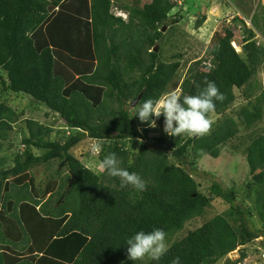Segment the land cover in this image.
I'll use <instances>...</instances> for the list:
<instances>
[{
	"label": "trees",
	"instance_id": "trees-1",
	"mask_svg": "<svg viewBox=\"0 0 264 264\" xmlns=\"http://www.w3.org/2000/svg\"><path fill=\"white\" fill-rule=\"evenodd\" d=\"M116 3L0 0V139L6 141L19 122L3 99L11 94L45 106L63 128L74 132L64 141L51 142L46 139L50 128L28 121L30 136L23 141L27 150L16 157L14 166L0 170V264H171L176 257L181 264H218L242 247L238 261L226 260L240 264L258 239L264 252V136L257 135L245 148L252 176L245 197L250 206L239 205L238 192L212 177L208 195L195 180L202 176L197 161L206 156L219 159L242 126L257 130L263 121L264 87L256 77L264 68V48L253 40L254 31H245L242 53L232 46L235 36L230 28L223 35L216 33L207 52L211 62H194L180 84L182 99L197 95L206 81L214 82L224 99L215 101L208 118L215 113L224 119L202 136L182 134L171 137L173 143L159 139L153 144L147 141L148 130L139 132L128 103L140 96L139 103L157 99L180 78L183 55L174 56L171 63L160 56L167 35L163 29L174 30L169 18L176 5L152 0L143 7L119 6L128 14L125 22L112 13ZM156 46L159 53L154 52ZM73 77L86 84L84 92L96 89V98L89 100L78 91ZM245 88H250L244 93L248 105L238 113V123L225 113L236 101L235 90ZM153 119L164 123L163 116ZM87 139L102 143L101 160L115 153L122 167L146 181V190L122 188L119 178L106 170L97 175L73 157L72 150ZM35 149L42 154L34 155ZM53 161H60L71 175L50 206L55 199L53 179L42 199H33L27 184L15 183H24L32 169ZM15 187L28 192L12 195ZM215 200L229 205L230 211L173 241L160 261L128 259L127 238L159 228L170 241L187 224L205 218ZM20 244L24 249H17Z\"/></svg>",
	"mask_w": 264,
	"mask_h": 264
},
{
	"label": "rangeland",
	"instance_id": "rangeland-1",
	"mask_svg": "<svg viewBox=\"0 0 264 264\" xmlns=\"http://www.w3.org/2000/svg\"><path fill=\"white\" fill-rule=\"evenodd\" d=\"M151 1L152 0H118V3H116L113 7L112 13L113 15L115 14V17L121 18L123 21L127 22L129 19L128 14L124 10H121L120 7L123 5L143 7L146 2ZM171 1L176 5V8L172 11L169 18V23L171 24V27H173L171 29L174 30L169 31V27H165L166 32L164 34L167 33V35L166 39L161 42L164 52L160 56L161 59L167 63L173 62L172 59L176 55H183V57L180 60V78L175 80V84L171 86L170 92L176 91L179 96H181L180 84L183 79H185L188 69L194 62L199 60L205 61L208 64L211 62V58L208 56L207 52L216 33H221L223 35L225 29L230 28L235 36L232 46L238 53H242V47L244 45V40L242 41V39L247 36L245 31L252 29L254 31L253 40L256 42V45L260 48H264V0ZM180 15H182L181 19H179ZM175 20L177 22L173 23ZM202 20L203 22L201 25L198 24V22ZM255 26L257 27L255 28ZM155 48L158 49L156 53H159V47L156 46ZM73 78L78 91L84 93L89 100L96 98V89L91 90L89 88L88 91L84 92V89L87 88L86 84L79 80L76 81V77ZM256 80L264 87V68L259 71ZM98 89L100 90L102 88L98 86ZM246 91H250V88H245V90L242 91L235 90L237 97L236 101L225 113V116L234 118L238 123L241 122L238 113L242 110V108L248 105L247 99L244 95ZM3 99L6 101L7 105L19 115V122L13 125V130L9 133L6 141L0 139V170L3 168L8 169L14 166L16 157L27 150L23 141L25 137L30 136L27 126L28 121H35L36 123L43 125L45 128H50L51 133L46 137V139L51 142L64 141L74 133L70 132L69 129L67 130L66 128H63L64 124L57 116L53 115L45 106L34 102L28 96H17L11 94L6 95ZM136 101L130 100L128 103L129 111L133 117L136 114V109L133 108L135 107L134 105ZM97 102H94L93 107H98V105H96ZM118 106L119 104H115V107ZM135 118V124L139 126V132L143 134V130H148L149 133L147 141L155 144L159 139H165L166 143L168 141V144L173 143L171 136H168L163 131L164 123L161 125L159 120H157L156 128H146L143 127V123H141L140 120L137 121V119H139L138 117ZM209 119L211 120L212 127L213 125L219 123V121H222L224 119V115L212 113L209 116ZM257 135L264 136V117L263 121L258 125L257 130L247 129L242 126L240 128L239 137L222 149L219 159L215 160L206 156L197 161L196 169L202 173V176L195 177V180L201 185L200 191L206 195L209 194V190L212 185V177L216 180V182L223 184L224 187L228 189L234 188L238 192L239 205L245 204L250 206L252 204L250 202L251 200H248L249 198L246 199L245 197H247L246 194L249 191L248 185L252 176H250V168L245 154V148L247 144L250 143V140L254 139ZM94 147L98 148V151L95 153L92 151ZM130 148H132L131 145L128 146V149ZM101 151L102 143L99 145L98 142L87 139L83 143L79 144L78 147L73 149L71 155L84 164L86 168L99 175L101 172H104L99 170L97 167V163L101 160L99 156ZM32 152L34 155L42 154V151L40 152L36 149L34 151L32 150ZM203 173H208L210 176L207 174L203 176ZM68 175L69 171L65 165H63L60 161H53L47 166L32 169L28 176H26V180L24 179V183H15V185L21 186L23 184H27L30 187L29 192L33 199L38 197L42 199V195L45 191L51 190L50 188L54 185V180L55 187L53 189V195H55V199L51 200V206L54 204L57 194L61 190L62 184L68 181ZM10 192H12V195L14 193V195L17 194L20 196L19 194L24 195V193L26 195L28 189L23 190L21 187H15V189L10 190ZM45 197L46 198L43 203L47 201L49 195H46ZM71 198H74V195H72ZM71 206L74 208L76 205H70V208ZM37 209L39 210L40 208ZM229 211V205L223 203L222 200H215L212 203V206L207 210L205 218L196 219L187 224L184 231L172 237L170 240L171 242L169 239L167 240L168 247L173 241L183 238L188 231L196 230L207 220H210L217 215H225V213H228ZM253 221L258 229L263 228V224L260 223L257 218H254ZM24 226L25 225L23 223V227ZM19 227L20 230H22V227ZM261 241L262 239H258L248 246L247 258L240 264H264V252L263 249H261ZM22 248V244L17 246V249L19 250ZM241 249L242 247L238 248L236 251L229 254L225 259L221 260L218 264H227V259L233 262L238 261L241 258Z\"/></svg>",
	"mask_w": 264,
	"mask_h": 264
},
{
	"label": "clouds",
	"instance_id": "clouds-1",
	"mask_svg": "<svg viewBox=\"0 0 264 264\" xmlns=\"http://www.w3.org/2000/svg\"><path fill=\"white\" fill-rule=\"evenodd\" d=\"M205 83L206 87L197 95H185L181 99L176 91H171L157 99L142 100L133 107L136 109L134 117H138L141 123L156 128V119L153 117L158 119L163 116V131L171 137L182 134L202 136L210 129L211 120L208 114L215 109V101L224 99L214 82ZM92 151L95 153L98 148L94 147ZM97 167L101 171L106 170L109 176L119 178L122 188L132 186L137 192L146 190V181L136 172H130L122 167L115 153L106 155L97 163ZM70 175L69 172L68 176ZM125 245L128 259L134 262L144 261L145 258L158 262L168 252L167 234L159 228L148 232H136L126 239ZM171 264H181L180 258H174Z\"/></svg>",
	"mask_w": 264,
	"mask_h": 264
},
{
	"label": "water",
	"instance_id": "water-1",
	"mask_svg": "<svg viewBox=\"0 0 264 264\" xmlns=\"http://www.w3.org/2000/svg\"><path fill=\"white\" fill-rule=\"evenodd\" d=\"M166 31V28H164V30H163V32H165ZM155 52H157L158 51V49L157 48H155V50H154ZM140 99H141V96L139 97V99L135 102V105L134 106H136L138 103H139V101H140Z\"/></svg>",
	"mask_w": 264,
	"mask_h": 264
},
{
	"label": "bare ground",
	"instance_id": "bare-ground-1",
	"mask_svg": "<svg viewBox=\"0 0 264 264\" xmlns=\"http://www.w3.org/2000/svg\"><path fill=\"white\" fill-rule=\"evenodd\" d=\"M239 49V48H238Z\"/></svg>",
	"mask_w": 264,
	"mask_h": 264
}]
</instances>
